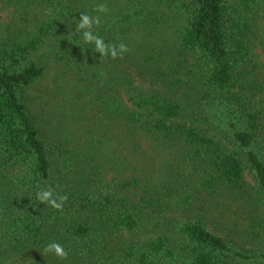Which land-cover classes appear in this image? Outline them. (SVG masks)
Listing matches in <instances>:
<instances>
[{
	"label": "trees",
	"instance_id": "trees-1",
	"mask_svg": "<svg viewBox=\"0 0 264 264\" xmlns=\"http://www.w3.org/2000/svg\"><path fill=\"white\" fill-rule=\"evenodd\" d=\"M21 1L28 24L0 23V264H264V0ZM80 13L129 50L100 61Z\"/></svg>",
	"mask_w": 264,
	"mask_h": 264
},
{
	"label": "clouds",
	"instance_id": "clouds-1",
	"mask_svg": "<svg viewBox=\"0 0 264 264\" xmlns=\"http://www.w3.org/2000/svg\"><path fill=\"white\" fill-rule=\"evenodd\" d=\"M93 11L98 13H106L108 11L106 4H97ZM101 24L100 16H92L88 13H80L79 22L76 24V31L82 30V39L85 44H93L95 51L100 54V61L105 57L117 59L123 56L129 49L126 44L121 42L118 46L116 44L106 43L104 38L98 34H94L93 26ZM36 199L41 203L48 205L56 210H62L64 203L68 197L66 195L57 194L55 189L51 186L42 189L36 193ZM45 254L52 253L59 259H67L69 253L64 246L56 241H51L43 249Z\"/></svg>",
	"mask_w": 264,
	"mask_h": 264
},
{
	"label": "rangeland",
	"instance_id": "rangeland-1",
	"mask_svg": "<svg viewBox=\"0 0 264 264\" xmlns=\"http://www.w3.org/2000/svg\"><path fill=\"white\" fill-rule=\"evenodd\" d=\"M21 0H0V23H2L4 26H10L12 23L16 24L18 26H26L28 24L27 22H22L20 19L25 15L23 14V6L25 3L21 4ZM260 14H264V11H262ZM264 19V18H263ZM50 35L46 37L44 47H42L38 54L42 57V59H46L48 61L50 58L49 53L43 52V48L48 45L49 43ZM257 52H259L257 50ZM45 61V62H46ZM259 65L261 69V73L264 76V55L259 54ZM50 73V72H47ZM48 78L50 77L49 74ZM48 78L46 80H48ZM17 264H27L24 263H17Z\"/></svg>",
	"mask_w": 264,
	"mask_h": 264
}]
</instances>
